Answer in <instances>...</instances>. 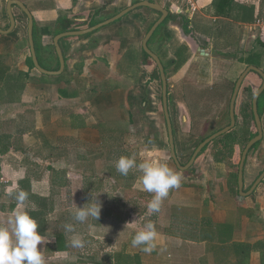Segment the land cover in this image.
Here are the masks:
<instances>
[{"label":"crops","instance_id":"0c3cea01","mask_svg":"<svg viewBox=\"0 0 264 264\" xmlns=\"http://www.w3.org/2000/svg\"><path fill=\"white\" fill-rule=\"evenodd\" d=\"M8 1L0 0L1 30L10 26L6 13ZM19 1L33 19L38 62L51 72L59 70L53 39L58 35L62 18L72 24L69 31L85 30L92 21L100 23L104 21L101 18H110L142 1L157 3L168 11V16L172 15L153 36V50L148 47L167 71L168 108L175 153L181 166L189 162L200 143L196 133L189 131L191 122L201 121L196 115H201L207 104H215L218 117L224 114L229 85L248 67L240 58L257 52L260 69L264 71V49L259 46V42L264 43V0ZM12 14L14 30L0 34V225L3 226H8V219L17 210L26 211L33 219L40 210L46 214L44 221L64 219L65 184L75 181L82 186L84 178L94 180L102 166L104 158L98 159V155L107 151L101 150L102 132L107 136L112 131L123 130L131 136L124 123L133 121L146 84L152 109H157V98L162 102L161 80V95H157L155 87L158 84L155 73L159 72L142 55L143 40L160 17L155 11L138 8L93 33L61 39L65 67L55 76L43 75L32 68L28 19L17 6H12ZM184 20L188 21L187 32L183 29ZM240 66L243 69L236 75ZM248 78L250 75L245 81ZM219 85L222 89L216 98L214 92ZM185 92L192 95L183 100ZM202 96L206 99L200 100ZM241 98L244 101L246 95ZM184 103L189 108L182 107ZM141 104L144 108L147 105ZM154 118L158 123L144 159L167 163L181 175V185L169 191L158 212L149 214L147 203L152 194L137 187L136 176L126 185L131 184V190L141 196L135 203L140 207L136 213L138 222L114 223L107 216L104 225L109 230L113 226L111 231L119 226L133 232L151 221L158 233L154 250L145 253L133 247L132 237L115 240L91 220L80 237L84 247L68 255L54 250L53 230L42 228L43 222H39L38 232L45 239L38 249L45 264L96 262L98 244H103L104 264H115L114 255L124 250L138 254L144 264H264V179L252 194L242 197L232 169L227 163L214 162L209 150L196 158L192 169L179 171L172 162L169 143L167 151L163 148L159 115ZM260 119L263 137L252 160L257 168L248 170L254 149L244 167L247 175L244 192L264 170V111ZM222 120L225 127L227 121L225 124V119ZM163 124L166 126L165 121ZM86 164L87 172L82 170ZM255 172L257 176L250 182ZM104 174L98 175L103 182L116 183L110 173ZM117 181L122 183L121 179ZM17 185L29 194L23 209L15 200ZM92 195L93 199L97 196L94 192ZM50 199L54 200V211L43 207ZM79 199L77 192L72 210H76L74 204L81 206ZM105 206L108 210L113 208L111 204ZM128 206H122L124 216Z\"/></svg>","mask_w":264,"mask_h":264},{"label":"rangeland","instance_id":"374dc122","mask_svg":"<svg viewBox=\"0 0 264 264\" xmlns=\"http://www.w3.org/2000/svg\"><path fill=\"white\" fill-rule=\"evenodd\" d=\"M105 18H108V17L101 18L100 20H105ZM153 38L151 39V41L148 44V46L150 47L151 50H153L152 43L155 40V38L154 39ZM155 51L157 52V49ZM142 55H143V52H142ZM143 58H144V55H143ZM242 69H243V67L240 66V69L237 70L236 75H238V73L241 72ZM249 75H250V78H248L245 81V87L249 93L254 95L255 91L261 85V80L258 76L257 77L253 76L254 74H249ZM158 76H159V74L156 72L155 73V80L158 81V84H156L155 87H157V95H161V84L159 83L160 79ZM235 79L236 78H234V80ZM147 85L148 84H146V86H145L144 98L141 99V101H140L141 103L142 102H145V104L147 103V105H145V108H144V106H142V104L139 103L138 106L136 107V109L134 110L133 121H130L129 124L127 122L124 123V125H126V127L131 130V132H132L131 136H122V138L117 139V140H113L111 137H107L108 139L106 142L103 140V142H104L103 146L104 147H102L101 150L104 151V149H105L107 151L106 152L105 151L100 152V154L98 155V159L103 157L104 161H105V158H106V162H105L106 166H105V163L103 161L102 166L99 168L98 172L95 173L97 175L94 178V180H92V178H91V181H87V179L84 178V183L82 184V186H80V184H78V182L72 181L73 183L71 182V183L65 184V189H64L65 190V192H64L65 200H64L63 206H64V209L67 210L65 217H63L64 219L66 218L67 213L70 210H72V208H73V196H76L77 192H79V198H80L79 200H81V206H82V204L87 205V203H91L92 200L97 199L101 203L102 209H101L99 219L97 221L94 219V222L100 224L102 231L106 232L107 235L110 234L111 238L114 237L115 240H118V241H122L123 239L128 240L130 237H132L134 235V233L136 231L128 232L119 226L116 227L114 231H111V230H113V226L111 227L110 230H109V228L107 229V227L104 228V225L105 226L107 225L105 222V218L107 216H109V217H107V220L112 221L114 223H116V221H117V223H120L119 220H123L122 222H127V221L132 222L133 220L136 219L135 223H137L138 222V216L136 215V213H137V210L140 209V207L138 205H135V203L138 202L137 197L139 198L141 196L136 194V192L131 190V187H132V186H130L131 184L126 185V183L128 184L129 182L134 180L136 178V176H139V174H140L139 171L137 169H131L127 176H122L115 169V161L121 156H128V157L134 156L136 158L137 163L145 160L144 158L148 156V155H146V148H147L146 146H148V142L152 141V139L154 138L153 131H154V128L156 126V123H158V120H156V118H154V117H156V115H159V119L161 121V127L163 129V134H164V136H163L164 137L163 148H165L166 151L168 149V136H167L166 126H165V124H163V122L165 121V118L163 115L162 102L161 101L158 102V98H157V106H156L157 109H155V110L152 109V106L149 104L150 99H149V95H148L149 92H148V86ZM216 89H218V90L216 91V94H214L215 95L214 97L218 98V95H219L222 87L219 85L216 87ZM171 90H173V88H171ZM251 100H249V101L251 102ZM183 105H185V104H181L182 107H183ZM225 108H226V106H225ZM153 113H155V114L159 113V114L155 115ZM213 114L214 113H212V116H210L208 119L201 120L200 124L198 125L197 129L195 130V133L198 136L197 143L200 140H202L204 137H207L210 134L222 129V126L224 125L223 124L224 120L217 119L218 116L216 114H214V115ZM196 116H201V115H196ZM227 120H228V118L225 119V124H226ZM251 128L253 129L254 127L251 126ZM186 130H188V129H186ZM144 131L146 132V134H144ZM142 134H144V135L142 136ZM147 134H149V137H147ZM207 150H209L210 154L212 155L211 148L208 147ZM256 150H257V148H255L253 154L251 155V157L248 161V170L249 171H251L250 168H252V169L257 168L255 162L252 161V160H254L253 157H254V153L256 154ZM238 157H239V152L236 153V155L234 157L235 162L238 161ZM103 163H104V165H103ZM226 163L229 165L228 162H226ZM86 165H88V164H86ZM232 168H233L232 169L233 172L237 171V167L236 168L232 167ZM88 169H89V165L86 166L82 170L87 172ZM104 173H106V174L110 173L109 176L110 177L112 176L113 180H115L116 183L113 182V184L110 185L106 181L103 182V180L98 175H101V174L105 175ZM249 176H250V174H249ZM256 176H257L256 172L254 174H251L250 182L254 181ZM84 177H87V176H84ZM246 177H247L246 172L243 171V182H244V178H246ZM117 179L118 180L121 179L122 183H121V181H117ZM93 192L95 193V195H97V196H95L94 199H93L94 195H92ZM124 195H126V196H124ZM122 196H124L125 198H122ZM123 202H125V204H123ZM106 204H111L112 206H110V207H113V208L108 210V208H106V206H105ZM127 204H130V206L127 207V209H128V211L126 212L127 215L124 216L125 211L124 210L122 211V206H125ZM129 211H131V212H129ZM106 242L109 243V240L107 239ZM101 246H103V244H98V249L96 248V252H95L96 262L93 260L89 264H104V260L102 258V255L104 254V252L102 251L103 248Z\"/></svg>","mask_w":264,"mask_h":264},{"label":"clouds","instance_id":"9594fccd","mask_svg":"<svg viewBox=\"0 0 264 264\" xmlns=\"http://www.w3.org/2000/svg\"><path fill=\"white\" fill-rule=\"evenodd\" d=\"M116 171L127 176L131 169H137L140 175L137 178V187L144 192L152 194L147 203L149 214L160 210L169 191L179 188L182 177L179 172L167 163L159 160H143L137 163L134 156H121L115 161ZM18 191L15 200L20 209H23L28 200V192L16 186ZM11 194V192H10ZM77 207L75 204L74 219L83 223L89 217L99 219L102 205L95 199L91 203ZM133 220L127 224H134ZM8 226L0 225V264H45L44 257L38 245L44 243V237L38 232V223L26 211L17 210L11 214L7 221ZM66 232L73 233L72 224L64 225ZM157 230L153 222L145 223L131 238V245L139 247L145 253H151L156 247ZM70 246L83 248L84 241L77 235L70 238Z\"/></svg>","mask_w":264,"mask_h":264},{"label":"water","instance_id":"95a60500","mask_svg":"<svg viewBox=\"0 0 264 264\" xmlns=\"http://www.w3.org/2000/svg\"><path fill=\"white\" fill-rule=\"evenodd\" d=\"M12 6H17L25 14V16L28 19V26H27L28 45H29V50H30V54H31V61H32L34 68L39 73H41L43 75H54V76L62 73V71L64 70V67H65L64 57H63V54H62V51H61L60 45H59V42L61 39L67 38V37L83 36V35L93 33L95 31L99 30L100 28H103L105 26H108V25L116 22L117 20H119L120 18L125 16L126 14H128V13H130V12H132L138 8H147V9H150V10H153V11L159 13L160 14L159 19L152 25V27L149 29V31L147 32V34L143 40L142 49H143L144 53L146 55H148L152 59V61L155 63L157 70L159 72V75H160V80H161V84H162V105H163V111H164L166 126H167L170 155H171V159L174 162L175 166L181 172L188 171L193 166L196 158L199 156L201 151L208 144H210L212 141L216 140L217 138L225 135L226 133L230 132L235 127V124H236L235 103H236V99H237V96L239 94V91L241 89V86H242L244 80L246 79V77L250 73L257 74L262 80L261 86L257 89V91L254 93L253 98H252V113H253V118H254V123H255L257 134L245 145V147L241 153V158H240L238 169H237V186H238L239 194L242 197H246V196L252 194L253 191L256 189V187L262 182V180L264 179V170L260 173V175L254 181V183L252 184L250 189L247 192L243 191V188H244L243 171H244L247 155H248L250 149L255 144L261 142L262 137H263L262 123H261V119H260V116L258 113V106H257L258 99L264 91V71H262L260 68L255 67V66H248L242 72V74L239 76V78L237 79L235 86H234L232 96H231L230 105H229V125H227L223 129H220L219 131L213 133L212 135H210L209 137L204 139L194 150L189 162L186 165L181 166L180 163L178 162V159H177V156L175 153V147H174L173 127H172V122H171L169 109H168L166 74H165L164 67H163L159 57L156 54H154L148 47V42H149L150 38L153 36V34L157 30V28L168 17V11L165 8H163L161 5H159L157 3H151L149 1H142V2L136 3V4L128 7L127 9L121 11L120 13H118V14H116V15H114V16H112V17H110V18H108V19H106L100 23H97V24H95V25H93V26H91L85 30L67 31V32L56 35L53 39V45H54L55 52H56V55H57V58L59 61V70L55 71V72H51V71H48V70H45L44 68H42L38 62L36 52H35V47H34V39H33V19H32L31 14L29 13L28 9L25 7V5L21 1L9 0L7 2L6 13H7L9 22H10V26L7 30H1L0 29V34L1 35H7V34L11 33L15 28V18L12 14Z\"/></svg>","mask_w":264,"mask_h":264},{"label":"trees","instance_id":"16d2710c","mask_svg":"<svg viewBox=\"0 0 264 264\" xmlns=\"http://www.w3.org/2000/svg\"><path fill=\"white\" fill-rule=\"evenodd\" d=\"M224 1H226V0H220V3L224 2ZM98 14H99V12H98ZM171 16L172 15H169L165 19V21L154 32L153 36L167 22V20L172 18ZM95 24H97V22L92 21L90 23V26H93ZM187 26H188V21L184 20V22H183L184 32H187ZM71 28H72V24L65 21V19L62 18L59 21V28L57 30V33L59 34V33L67 32V31L71 30ZM153 36L150 38L149 42L151 41ZM149 42H148V44H149ZM259 46L264 49V43L262 41L259 42ZM142 52L144 55V59L146 61L150 62L151 64H153L156 68V65L152 61V59L148 55H146L144 53V51H142ZM260 59H261L260 54H258L257 52H255V53L253 52L250 55H248L247 57H241L240 62L242 64H244L245 66H255V67L261 68ZM30 65L32 66V68H34L31 60H30ZM164 69H166L165 66H164ZM253 74H255V73H253ZM260 80H261V78H260ZM235 81L231 82V84L229 85V94H231V92L233 91ZM217 90L218 89H216V91ZM216 91L214 92V94H216ZM244 91H245L244 94H246V101H242L240 104L239 120H238V118H236L235 127L230 132H228L225 135H223V136L217 138L216 140L212 141V143L208 144L200 153V154H202L205 150H207L208 147H210L211 151H212V159L214 160V162H217V163L228 162L229 168H231V169H233L232 167L238 168L239 161L241 158V153H242L245 145L257 134L255 123H254V118H253V113H252V105H251V102L249 101L252 99L253 95L251 93L247 92V89H245ZM257 106H258L259 116L261 117L263 114V111H264V91L258 99ZM208 114H209V112L204 110L201 112L200 118H202L203 116H206ZM198 124H199L198 122L194 123V125L196 127ZM251 126H253L255 129L254 128L252 129ZM108 136L111 137L113 140H117V139L122 138V136H127V133L123 130L112 131V135L106 136L105 132L104 133L102 132V135H101L102 142H103V140L106 142V140L108 139L107 138ZM202 140H200V142ZM259 144H260V142L255 144L250 149L247 157L255 148H257L259 146ZM238 152H239L238 161L235 162L234 157H235L236 153H238ZM245 164H246V162H245ZM233 175H234V179H235L236 186H237V171L233 172ZM43 207H44V209H47L48 211H54L55 210L54 209V200L50 199V200L46 201L43 204ZM74 212H75L74 210H70L67 213L65 219H59L56 221H44L46 214H43L41 210H40V212H37L38 213L37 215L31 214L32 216L34 215V219L37 221L38 225L40 224L39 222H43L42 228L48 227L51 230H53V236H54L55 241H56L55 245H54V250L65 251L68 255H72V254H75L78 252V248H74V247L70 246V238L73 235H77L79 237L83 236L86 233L85 228L88 226L90 221L92 220L94 222V219L91 217H89L83 223L77 222L74 219ZM66 224H72L74 226V232L73 233L66 232V230L64 228V225H66ZM95 224L97 227H100V224H98L96 222H95ZM39 230H40V226L38 227V231ZM114 262H115V264H144V263H142L141 257L138 254H129V253H126L125 250H124V252L121 251V252H118L114 255Z\"/></svg>","mask_w":264,"mask_h":264},{"label":"flooded vegetation","instance_id":"af4514ba","mask_svg":"<svg viewBox=\"0 0 264 264\" xmlns=\"http://www.w3.org/2000/svg\"><path fill=\"white\" fill-rule=\"evenodd\" d=\"M164 67V66H163ZM157 68V67H156ZM164 71H165V74H166V69H164ZM237 81V80H236ZM236 81H235V83H236ZM234 86H235V84H234ZM246 89V87H245V80H244V82H243V84H242V86H241V89H240V91H239V94H238V96H237V99H236V103H235V120H236V118H238V120H239V110H240V104H241V102H242V96L243 95H246V94H244L245 93V90ZM167 90H168V88H167ZM233 90H234V88H233ZM248 92V91H247ZM256 92V91H255ZM232 93H233V91L231 92V94H229L230 96H229V101H228V103H227V105H225L226 106V108H225V111H224V114L222 115H220L219 117H217V119H226V118H228V120H227V125H229V105H230V100H231V96H232ZM191 95H192V92H189V93H187V92H185L184 93V95H183V100H186V99H188L189 97H191ZM203 95V94H202ZM252 98H253V96H252ZM199 99L201 100V99H206V97H204V96H202V97H199ZM244 101H246V98H245V100ZM185 105H183L185 108H189V105L187 104V103H184ZM169 105V104H168ZM251 105H252V100H251ZM163 106V105H162ZM216 106H215V104H207L206 106H205V108L203 109L202 108V111H208L209 112V114L208 115H206V116H203L202 118H201V120H203V119H208L209 117L208 116H211L212 115V113H214V114H216L217 116H218V113H217V111H216ZM169 109V108H168ZM215 109V110H214ZM214 111V112H213ZM216 112V113H215ZM163 113H164V111H163ZM170 114V113H169ZM213 114V115H214ZM223 117V118H222ZM165 118V117H164ZM166 122V121H165ZM200 124V123H199ZM198 124V125H199ZM198 125H197V127H198ZM226 125V126H227ZM195 125L193 124V122H191V125L189 126V131L190 132H195V130L197 129V127L195 126ZM225 126V127H226ZM224 127H222V129H223ZM166 129H167V126H166ZM219 131V130H218ZM217 132V131H216ZM215 133V132H214ZM213 134V133H212ZM212 134H210V135H212ZM168 135V134H167ZM209 135V136H210ZM208 136V137H209ZM207 137H205L204 139H206ZM203 139V140H204ZM202 140V141H203ZM201 141V142H202ZM200 142V143H201ZM199 143V144H200ZM198 144V145H199ZM199 155H201V154H199Z\"/></svg>","mask_w":264,"mask_h":264},{"label":"built area","instance_id":"2783aa9c","mask_svg":"<svg viewBox=\"0 0 264 264\" xmlns=\"http://www.w3.org/2000/svg\"><path fill=\"white\" fill-rule=\"evenodd\" d=\"M0 182H1V179H0Z\"/></svg>","mask_w":264,"mask_h":264}]
</instances>
